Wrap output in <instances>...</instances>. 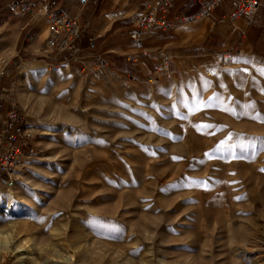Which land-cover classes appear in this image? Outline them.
Segmentation results:
<instances>
[{
    "label": "rangeland",
    "instance_id": "rangeland-1",
    "mask_svg": "<svg viewBox=\"0 0 264 264\" xmlns=\"http://www.w3.org/2000/svg\"><path fill=\"white\" fill-rule=\"evenodd\" d=\"M9 1L0 99L33 152L0 173V264H264V23L255 56L168 41V72L120 76Z\"/></svg>",
    "mask_w": 264,
    "mask_h": 264
},
{
    "label": "crops",
    "instance_id": "crops-1",
    "mask_svg": "<svg viewBox=\"0 0 264 264\" xmlns=\"http://www.w3.org/2000/svg\"><path fill=\"white\" fill-rule=\"evenodd\" d=\"M55 1L57 10L68 15L78 14L81 24L86 27L87 37L94 38L95 47L91 54L98 55L114 74L120 76H145L153 72L157 61L150 56V52L156 47L166 46L168 41L185 48L194 47L195 52L234 55L242 59L255 56L257 28L264 23V0H259L256 19L251 21L243 16L229 20L226 8H216L208 17L186 21L196 12L197 0H173L174 7L168 19L174 25L167 30H155L140 47H136L129 38L130 18L145 9L146 2L91 0L80 7L76 0Z\"/></svg>",
    "mask_w": 264,
    "mask_h": 264
},
{
    "label": "built area",
    "instance_id": "built-area-1",
    "mask_svg": "<svg viewBox=\"0 0 264 264\" xmlns=\"http://www.w3.org/2000/svg\"><path fill=\"white\" fill-rule=\"evenodd\" d=\"M91 0H76L80 7ZM174 7L173 0H150L145 9L131 17L130 41L140 47L144 39L155 30H167L171 27L168 19L170 10ZM11 16L22 17L31 15L37 20L45 19L48 35L46 46L59 54L61 62L69 64L89 56L95 47L94 38L87 37L86 27L81 24L78 14L68 15L56 9L55 0H10L7 3ZM216 8H226L229 20L243 16L249 21L253 20L259 8V0H197V9L192 17H208ZM176 19V18H175ZM104 68L106 64L98 55H90ZM156 58L155 75L169 71L170 56L165 50L152 53ZM128 80H136L128 75ZM28 138L24 117L20 110L14 106L7 107L0 99V173L5 181L12 183L17 175L18 167L33 152V147L23 148L19 145L21 139Z\"/></svg>",
    "mask_w": 264,
    "mask_h": 264
},
{
    "label": "bare ground",
    "instance_id": "bare-ground-1",
    "mask_svg": "<svg viewBox=\"0 0 264 264\" xmlns=\"http://www.w3.org/2000/svg\"><path fill=\"white\" fill-rule=\"evenodd\" d=\"M8 193V195H9V192H7Z\"/></svg>",
    "mask_w": 264,
    "mask_h": 264
}]
</instances>
